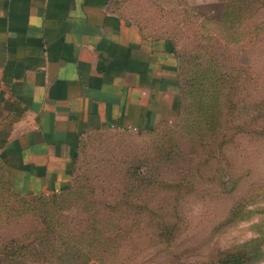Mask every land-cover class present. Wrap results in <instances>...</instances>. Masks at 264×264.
Returning a JSON list of instances; mask_svg holds the SVG:
<instances>
[{"label": "rangeland", "instance_id": "1", "mask_svg": "<svg viewBox=\"0 0 264 264\" xmlns=\"http://www.w3.org/2000/svg\"><path fill=\"white\" fill-rule=\"evenodd\" d=\"M113 1L116 11L145 33L174 40L183 85L181 105L168 123L150 130L113 128L84 137L70 185L43 199L8 185L0 162V234L32 233L42 228L48 211L53 219L62 213L71 223L105 217L111 221L108 227L117 230L122 226L120 217L125 223V217L151 213L145 204L154 209L170 200V194L156 188L155 181L161 178L187 185L179 211L188 217L189 228L176 249L184 252L188 263L249 245L264 252V8L242 24L241 39L224 52L215 19L222 15L226 0ZM227 55L234 61L222 67ZM208 62L232 73L223 77L228 87L234 81L236 96L235 107L226 109L221 119L227 139L217 149L218 159L198 172L193 167L200 151L190 142L194 135L210 137L212 132L204 125L207 117L197 114L199 103L190 99L188 90L193 76ZM229 111L232 115L227 117ZM235 203L247 208L232 224L212 232ZM138 232L134 240L125 242L134 252L144 244ZM253 264H264V256Z\"/></svg>", "mask_w": 264, "mask_h": 264}, {"label": "crops", "instance_id": "2", "mask_svg": "<svg viewBox=\"0 0 264 264\" xmlns=\"http://www.w3.org/2000/svg\"><path fill=\"white\" fill-rule=\"evenodd\" d=\"M180 91L174 40L113 0H0V162L18 193L69 186L84 137L168 123Z\"/></svg>", "mask_w": 264, "mask_h": 264}, {"label": "trees", "instance_id": "3", "mask_svg": "<svg viewBox=\"0 0 264 264\" xmlns=\"http://www.w3.org/2000/svg\"><path fill=\"white\" fill-rule=\"evenodd\" d=\"M262 8L264 0L224 2L222 15L215 19L218 27L217 36L221 37L220 45L224 47V52L228 46L241 39L242 24L253 18ZM215 21L208 20L207 23ZM231 56L227 55L222 58L223 61L220 60L222 67H225L227 62L234 61ZM231 67L234 69V66ZM180 72L179 66L182 89ZM225 72L214 62H208L207 66L201 67L196 72L198 75L193 76L190 81L193 83V87L188 90L190 99L198 101L196 112L207 117L208 121L203 124L212 132L210 137L199 134L194 135L192 141L190 139L194 148L200 151L201 157L193 167L198 172L218 159L217 149L222 148L227 139V134L222 135L220 124L225 116V110L235 107L232 101L236 96V89L234 81L233 85L227 86L228 81L223 76L231 77L232 73ZM205 86L208 87L206 91ZM231 115L229 111L227 117ZM193 168L189 170L193 171ZM155 183L156 188L170 194V200L161 201L154 206L155 211L145 204L144 208L151 210V213L125 217V223L120 217L122 226L117 230L108 227L111 221L105 217L71 223L63 219L62 213H57V219H53V214H50L53 212L47 209L50 216L48 214L43 217L42 228L35 229L32 233L8 231L10 233L0 234V264H253L264 256L259 246L249 245L240 251L229 249L217 257L188 263L187 259H183L184 252H178L176 249V245L189 228L188 217L179 211L185 203L181 197L187 185L182 181L175 183L161 178L156 179ZM6 186L12 190L10 186ZM45 195L35 196L43 199ZM128 203L132 206V201L126 202ZM246 208L240 203H235L228 215L213 227L212 232H219L226 225L232 224L237 214ZM135 231H139V238L144 244L134 252L132 248L129 249V243L125 245V242L134 240Z\"/></svg>", "mask_w": 264, "mask_h": 264}]
</instances>
